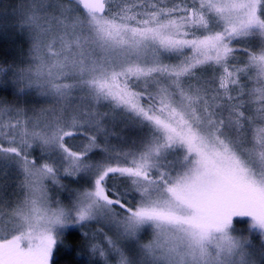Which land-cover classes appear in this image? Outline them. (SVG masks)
<instances>
[{
    "label": "snow or ice",
    "instance_id": "6c2138e0",
    "mask_svg": "<svg viewBox=\"0 0 264 264\" xmlns=\"http://www.w3.org/2000/svg\"><path fill=\"white\" fill-rule=\"evenodd\" d=\"M61 254L264 264V0H0V264Z\"/></svg>",
    "mask_w": 264,
    "mask_h": 264
},
{
    "label": "trees",
    "instance_id": "16d2710c",
    "mask_svg": "<svg viewBox=\"0 0 264 264\" xmlns=\"http://www.w3.org/2000/svg\"><path fill=\"white\" fill-rule=\"evenodd\" d=\"M70 240L74 244L78 242L77 240H74L71 238H70ZM57 259L60 261V264H69L70 261H74L75 255L73 254L72 256H69L67 254H61V255L57 256Z\"/></svg>",
    "mask_w": 264,
    "mask_h": 264
}]
</instances>
